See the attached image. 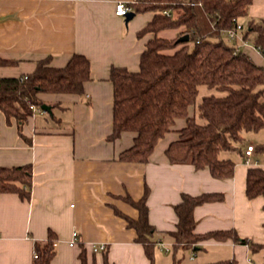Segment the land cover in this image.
I'll return each mask as SVG.
<instances>
[{"label":"crops","instance_id":"crops-1","mask_svg":"<svg viewBox=\"0 0 264 264\" xmlns=\"http://www.w3.org/2000/svg\"><path fill=\"white\" fill-rule=\"evenodd\" d=\"M132 1L0 0V57L15 62L0 66V78L31 74L46 57H51L53 67L65 66L74 54L86 56L91 64V79L84 83L82 95H38L51 113L40 108L28 118L23 133L31 145L19 137L14 125L6 124L0 112V167L30 165L32 169L28 200L0 193V264H31L34 243L45 241L50 231L57 238L56 255L50 264H81L79 247L69 244L74 231L76 242L86 249L88 264H104L100 251L93 252L94 246L100 245L107 247L110 263L150 264L143 247L135 242V230L114 212L116 208L137 219L138 211L122 198L138 201L145 187L149 189V221L155 228V264H173L174 257L183 264L181 252L192 251L197 256L200 250L204 253L198 264H264L260 254L264 250L253 251L230 239H210L199 242L196 249L175 251L168 235L175 230L174 206L183 193H215L223 194V200L194 209L195 233L234 230L254 245L264 244V200L246 197L249 167L244 164V154L236 162L234 176L224 180L213 178L208 169L172 164L165 151L186 124L185 118H178L148 162L117 160L132 146L135 134L123 132L115 141L107 140L113 119L110 69L137 71L140 54L152 37H137L152 13L135 14L128 24L115 14L117 2ZM259 16L264 18V0H252L239 25L247 30L248 23L257 24ZM177 33L174 30L169 39ZM237 45L264 67V56L253 44L237 41ZM188 113L193 116L194 108ZM254 157L262 164L257 154ZM169 253L171 258L166 260ZM208 254L212 256L205 259Z\"/></svg>","mask_w":264,"mask_h":264},{"label":"trees","instance_id":"trees-1","mask_svg":"<svg viewBox=\"0 0 264 264\" xmlns=\"http://www.w3.org/2000/svg\"><path fill=\"white\" fill-rule=\"evenodd\" d=\"M251 3L252 0H133L128 3L135 14H153L137 33L138 38L147 34L152 37L140 54L137 71L115 66L110 69L113 119L107 140L113 142L123 132L135 134L132 146L120 153L117 160L148 162L158 142L171 131L174 121L185 118L186 124L178 131V139L165 151L168 160L172 164H190L197 170L208 169L216 179L234 176L236 163L222 155L237 151L244 133L264 129V67L257 65L238 45L229 46L224 41L225 32L239 24ZM165 30H178L177 36L161 37L159 34ZM185 35L188 40L179 42ZM243 40L250 41L264 56V19L258 24L249 22ZM14 63L0 57V66ZM90 79L91 64L86 56L74 54L63 67H53L51 57H46L36 64L31 74L0 78V112L6 124L14 125L19 137L31 145L23 128L34 114L33 107L40 109L44 105L38 95H82L84 83ZM200 86L216 89L224 95L204 96L196 103ZM190 107L195 110L191 117ZM197 118L204 122L198 123ZM239 152L245 155V151ZM255 154L263 165L248 168L245 194L249 200H264V141L255 146ZM31 184L30 165L0 167V193L16 194L28 200ZM148 196L149 189L145 187L138 201L129 196L122 198L138 211L137 219L125 216L116 208L114 212L135 230V242L143 247L150 264H155L152 240L155 228L149 221ZM223 198V194L215 193L181 195L180 202L174 206L175 230L168 233L175 251L196 249L199 242L210 239H230L248 245L253 251L264 250V244L254 245L234 230L195 233L194 209ZM56 242L51 231L45 241L35 242L37 257H33L31 264H50L56 255ZM75 246L80 249L81 264H88L86 249L77 242ZM107 252V247L100 251L103 263L113 264ZM173 264H181V261L174 257Z\"/></svg>","mask_w":264,"mask_h":264},{"label":"rangeland","instance_id":"rangeland-1","mask_svg":"<svg viewBox=\"0 0 264 264\" xmlns=\"http://www.w3.org/2000/svg\"><path fill=\"white\" fill-rule=\"evenodd\" d=\"M263 17V16H261ZM260 16L257 17V24L260 23L264 18H261ZM244 22L243 18H241L239 20V24H242ZM246 31V29L243 32H239V36L241 38H243V34ZM162 37L165 38H172L174 36V30H165L161 33ZM224 41L227 45L229 46H234L237 45V41H231L226 35L224 36ZM247 43L252 44L250 41H247ZM209 95H214V96H222L224 95L222 92L217 91L216 89H210L206 86H200L199 90H198V94H197V98H196V103H199L201 101V99L204 96H209ZM197 122L198 123H203L204 121L200 118H197ZM264 141V129L258 131V132H248V133H244L243 137H242V141L240 142V144H238V150L232 153H224V155H222V157H228L231 158L235 163L236 162H240L241 161V154L239 152V150L241 152H244V150L246 149L247 145L251 144L254 147L258 146L259 144H261ZM204 250H200V252H197L196 255L194 256L192 251H183L181 252L180 258L182 259V263L183 264H198V262L201 261V259L203 258V252ZM264 251H261L260 254L262 256H264ZM172 253H169V255L166 257V260L171 258ZM212 255L208 254L205 256V259H210Z\"/></svg>","mask_w":264,"mask_h":264},{"label":"built area","instance_id":"built-area-1","mask_svg":"<svg viewBox=\"0 0 264 264\" xmlns=\"http://www.w3.org/2000/svg\"><path fill=\"white\" fill-rule=\"evenodd\" d=\"M132 12L131 7L128 5V3L126 2H117L115 5V14L119 17L124 18L125 16H127L128 13ZM167 13V12H165ZM243 31V27L241 25H236L235 28L228 30L227 32H225L226 36L231 40V41H238V42H243V38H241L239 36V32ZM39 108H35L33 107V111H39ZM255 155V147L252 145H248L246 150H245V155H244V164L248 167H259L262 166V164L255 159L254 157ZM77 232H73L72 233V238L70 240V246H75L76 245V240H77ZM159 246L163 247V243L160 242ZM105 245H100V246H94L93 251L94 252H99L105 249ZM166 252H168V248L165 247ZM34 258L37 257V254L34 252L33 255Z\"/></svg>","mask_w":264,"mask_h":264},{"label":"water","instance_id":"water-1","mask_svg":"<svg viewBox=\"0 0 264 264\" xmlns=\"http://www.w3.org/2000/svg\"><path fill=\"white\" fill-rule=\"evenodd\" d=\"M135 16V13L134 12H130L127 14V16L124 17V22L125 24H128V22ZM188 40V36H182L178 39L179 42H184V41H187ZM41 109L48 112V113H51V108L46 106V105H42L41 106Z\"/></svg>","mask_w":264,"mask_h":264}]
</instances>
